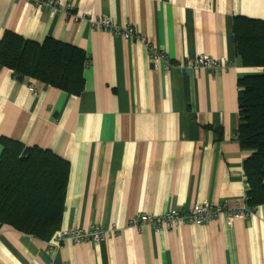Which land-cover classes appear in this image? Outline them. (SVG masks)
Returning <instances> with one entry per match:
<instances>
[{"label":"crops","instance_id":"crops-1","mask_svg":"<svg viewBox=\"0 0 264 264\" xmlns=\"http://www.w3.org/2000/svg\"><path fill=\"white\" fill-rule=\"evenodd\" d=\"M58 1L53 9L0 0V42L8 31L39 43L54 38L89 58L78 95L0 67V162L5 137L52 150L70 164L60 230L99 224L118 235L53 250L49 240L0 224V264H264V203L233 224L222 213L175 230L129 225L137 214L204 202L249 206L245 161L254 152L239 140V80L263 68L242 63L234 25L237 16L264 20V0ZM104 16L137 28L170 65L156 64L140 42L92 26ZM201 55L225 69L180 66Z\"/></svg>","mask_w":264,"mask_h":264},{"label":"trees","instance_id":"trees-1","mask_svg":"<svg viewBox=\"0 0 264 264\" xmlns=\"http://www.w3.org/2000/svg\"><path fill=\"white\" fill-rule=\"evenodd\" d=\"M234 32L242 63L263 68L239 80V140L254 152L245 161L248 207L254 208L264 203V20L237 16ZM88 64L84 49L54 38L39 43L8 31L0 42L1 68L70 94L84 90ZM2 143L0 224L50 240L62 225L70 164L50 149L6 137Z\"/></svg>","mask_w":264,"mask_h":264},{"label":"built area","instance_id":"built-area-1","mask_svg":"<svg viewBox=\"0 0 264 264\" xmlns=\"http://www.w3.org/2000/svg\"><path fill=\"white\" fill-rule=\"evenodd\" d=\"M40 8H59L58 0H30ZM93 27L109 32L115 36H122L126 40L137 41L144 44L150 54V58L157 64L160 61H165L170 65L169 57L165 50L155 46L145 35L140 33L137 28L132 25H118L110 16L103 18L90 19ZM180 66L185 69H197L205 67L208 70L225 69V64L209 55H201L197 58L188 59L180 63ZM30 91L34 96L39 95L40 91L36 83L29 84ZM253 212V208L247 206L232 208L225 204H212L204 202L196 204L189 209H171L164 214L155 215L141 213L134 215L129 220V225L141 230L145 226L152 227L156 231L175 230L183 225H206L214 220H218L222 213H226L228 222L233 224L236 219L249 217ZM110 235H118L116 229L106 230L103 226L96 224L89 229L80 227L65 228L58 231L51 240L48 241L50 247L54 250L61 247L65 242H71L78 245L84 242L100 243Z\"/></svg>","mask_w":264,"mask_h":264}]
</instances>
